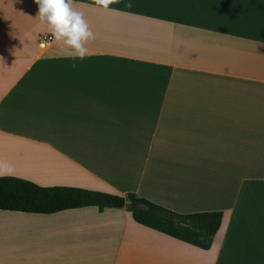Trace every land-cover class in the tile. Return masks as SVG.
<instances>
[{
    "label": "crops",
    "instance_id": "1",
    "mask_svg": "<svg viewBox=\"0 0 264 264\" xmlns=\"http://www.w3.org/2000/svg\"><path fill=\"white\" fill-rule=\"evenodd\" d=\"M72 4L95 34L82 60L34 0H0V175L220 225L201 248L125 207L0 209V264H264V0Z\"/></svg>",
    "mask_w": 264,
    "mask_h": 264
},
{
    "label": "trees",
    "instance_id": "2",
    "mask_svg": "<svg viewBox=\"0 0 264 264\" xmlns=\"http://www.w3.org/2000/svg\"><path fill=\"white\" fill-rule=\"evenodd\" d=\"M87 205L99 209L125 207L136 222L201 248L210 246L222 215L220 211H172L133 192L118 195L71 186H42L20 177L0 175V209L52 213Z\"/></svg>",
    "mask_w": 264,
    "mask_h": 264
},
{
    "label": "clouds",
    "instance_id": "3",
    "mask_svg": "<svg viewBox=\"0 0 264 264\" xmlns=\"http://www.w3.org/2000/svg\"><path fill=\"white\" fill-rule=\"evenodd\" d=\"M38 6L37 15L41 22L47 23L57 40L72 49L73 56L83 59L89 54L86 42L95 38L81 11L74 9L72 0H34ZM112 0H97L99 6L109 11ZM127 7H131L129 3ZM75 67V65H73ZM6 168L7 166H3Z\"/></svg>",
    "mask_w": 264,
    "mask_h": 264
},
{
    "label": "built area",
    "instance_id": "4",
    "mask_svg": "<svg viewBox=\"0 0 264 264\" xmlns=\"http://www.w3.org/2000/svg\"><path fill=\"white\" fill-rule=\"evenodd\" d=\"M52 35L51 34H44L42 36L38 37V46L40 48H44L48 45V43L51 41Z\"/></svg>",
    "mask_w": 264,
    "mask_h": 264
}]
</instances>
